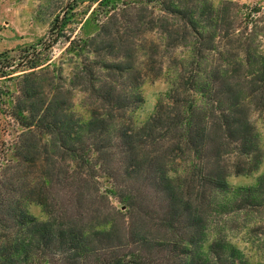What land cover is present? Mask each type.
<instances>
[{
	"label": "trees",
	"instance_id": "1",
	"mask_svg": "<svg viewBox=\"0 0 264 264\" xmlns=\"http://www.w3.org/2000/svg\"><path fill=\"white\" fill-rule=\"evenodd\" d=\"M128 1H96L104 5L98 34L79 40L87 56L73 77L90 100L86 121L70 111L59 86L44 92L33 79L63 37L65 17H55L36 46L0 54V78L21 79L13 111L3 112L24 130L0 194L8 231L0 235V264H247L215 215L225 213L219 207L264 210V173L255 186L217 201L229 192L231 173L261 164L250 111L264 110V60L245 45L238 64L216 63L221 40L236 31L219 17L233 2L138 0L158 9L145 21L124 13ZM126 26L156 30L166 47L187 53L139 126L128 116L141 102L134 80L156 75L148 63L129 64ZM66 40L75 51V39ZM22 203L39 206L44 219L22 211Z\"/></svg>",
	"mask_w": 264,
	"mask_h": 264
},
{
	"label": "rangeland",
	"instance_id": "2",
	"mask_svg": "<svg viewBox=\"0 0 264 264\" xmlns=\"http://www.w3.org/2000/svg\"><path fill=\"white\" fill-rule=\"evenodd\" d=\"M96 1L100 0H0V54L6 52L12 56L19 50L36 46L40 40L47 37L54 18L65 17L63 37L59 38L58 42L45 53L47 62L44 66L46 67L38 71L33 79L42 86L44 92H47L51 85L59 86L63 92L62 95L68 99L70 111L83 121L89 117L90 100L79 91V86L84 88V85H80L81 80L73 76L79 69L80 57L87 56L79 40H87L97 35L103 20L104 5L97 6ZM210 1L215 8L225 1L235 4L219 14L221 19L232 23L236 31L221 40L222 47L219 45L220 55L217 56L216 63L227 65L233 61L238 64L240 58L237 55L243 51L242 46L245 45L249 46L250 54L261 55L264 60V0ZM128 2L129 6L124 8V13L128 14L129 18L144 16L145 21H149L158 14V9L151 4H142L138 0ZM124 13L119 11L118 16ZM121 22L122 24L119 25L125 26L122 18ZM132 28L133 26H126L122 31L123 41H125L124 55L128 57V62L133 67L140 68L148 63L151 75H156L155 78H137L136 75L134 80V83L139 85L141 102L128 113V116L134 125L139 126L151 116L158 98L167 92L175 71L180 67L187 53L182 47H166V42L161 39L156 30L143 31L140 28ZM68 38L75 39L76 43L73 44L75 51L70 49L69 41L66 40ZM47 42L48 38L44 40V43ZM88 57L94 59L92 55ZM12 76L0 78V107L2 108V113L0 112V194L6 190L9 168L13 165L11 148L24 131L13 118L8 116L7 112H3L5 109H8V113L13 111L12 102L15 101L21 86V79ZM120 83L123 82L120 81ZM124 92L128 93L129 90L126 89ZM250 119L260 139L261 164L255 171L248 174L231 173L227 178L229 192L217 198L219 205H222L236 190L255 186L257 178L264 173V110L252 109ZM2 197L3 194L0 198ZM21 209L36 219H44L37 205L22 203ZM218 210L225 212L223 216L220 211L218 215H215L220 228L231 245L244 257L245 263L264 264V210L233 213H228L225 211L226 208L222 207ZM4 233L8 231L0 224V235Z\"/></svg>",
	"mask_w": 264,
	"mask_h": 264
}]
</instances>
